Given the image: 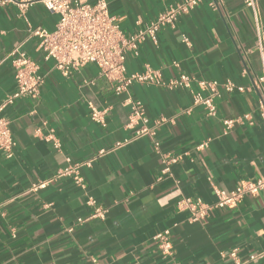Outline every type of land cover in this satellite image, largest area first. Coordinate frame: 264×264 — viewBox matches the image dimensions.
<instances>
[{"label": "crops", "instance_id": "1", "mask_svg": "<svg viewBox=\"0 0 264 264\" xmlns=\"http://www.w3.org/2000/svg\"><path fill=\"white\" fill-rule=\"evenodd\" d=\"M106 1L130 37L184 0ZM245 1L202 0L173 28L161 29L157 44L147 41L138 55H128L125 76L151 70L169 82L185 74L195 80L192 90L135 83L121 94L95 65L64 76L44 62L30 31H53L58 14L41 3L24 13L0 6V105L16 89V48L44 77L37 98H22L2 114L17 147L10 159L0 151V264H235L234 250L241 262L264 252V192L233 209H213L197 223L176 208L181 197L214 205L216 190L231 192L264 178L263 95L255 86L262 74L264 0H256L257 16ZM201 81L219 84L215 116L193 105ZM227 82L244 92H227ZM137 102L151 121L166 120L156 132L159 151L127 127ZM90 105L106 111L105 126L91 119ZM225 120L234 122L227 134ZM166 157L178 162L163 174ZM89 161L92 166L80 171L83 187L70 177L56 179L59 171ZM89 199L107 210L104 219H90ZM165 230L171 231V255L153 240Z\"/></svg>", "mask_w": 264, "mask_h": 264}, {"label": "built area", "instance_id": "2", "mask_svg": "<svg viewBox=\"0 0 264 264\" xmlns=\"http://www.w3.org/2000/svg\"><path fill=\"white\" fill-rule=\"evenodd\" d=\"M202 0H184L183 2L171 6L161 13L157 19L126 37L120 29V26L109 12L106 0H96L94 3H86L81 0H0V6L16 5L22 13L35 3H41L51 12L59 15V21L53 31L42 28L32 29L30 34L32 38L39 40L38 49L43 54V60L46 63H53V68L68 76L72 71H79L82 68L95 65L101 76L116 84V93L128 92L135 83H151L164 86L169 90L185 89L192 90L195 80L189 75H181L177 79L163 82L161 76L154 71L148 70L146 73H136L125 76L127 57L130 54L138 55L139 47L150 41L157 44L158 33L165 27L173 28L181 16L188 15L194 11ZM246 6L253 10L257 16L256 0H246ZM261 35V34H260ZM189 44V41L185 39ZM259 49L262 58V74L255 82V86L262 93L260 101L259 114L264 121V46L259 40ZM13 69L16 82L14 93L7 96L0 105V151L6 158L14 156L17 147L13 137L10 122L2 116L4 110L13 106L15 102L22 98H37L44 84V77L41 74L40 66L26 55L20 48L13 52ZM202 92L193 91V105L204 106L209 116L216 115V105L214 97L217 93L219 84L217 82L198 83ZM227 92H244V88H236L232 83L227 82L224 85ZM209 90L210 94H203ZM91 119L102 125H106V111L99 110L90 105ZM166 122L165 119L151 121L145 114L144 108L140 102L135 103L134 111L128 128L135 129L134 139L150 138L154 142L156 151H159L160 144L155 139L157 128ZM225 134L233 127L232 120L223 122ZM131 140H126L122 144H127ZM203 144L199 149L205 148ZM55 148L59 149L60 144L56 143ZM104 153V152H102ZM178 162L177 157H166L164 159L163 174H168L171 167ZM93 161L83 164H75L65 170H61L56 175V179L70 177L74 183L83 187L84 181L80 174L83 167H91ZM44 186L40 185L39 188ZM264 192V178L255 181H243L233 191L226 192L216 190L217 202L214 205H207L202 200H193L189 197H181L176 202V208L181 213L189 215L191 223L202 222L207 219L213 209H233L247 196H258ZM88 206L94 208L90 219H104L107 210L97 206L94 199H89ZM79 224L85 223V219H78ZM171 231L165 230L156 234L153 240L156 242L160 251L164 255H171L172 243L170 240ZM235 264L257 263L264 260V252L252 255L247 261L241 262L237 257V251L229 254ZM93 264H99L96 260Z\"/></svg>", "mask_w": 264, "mask_h": 264}]
</instances>
